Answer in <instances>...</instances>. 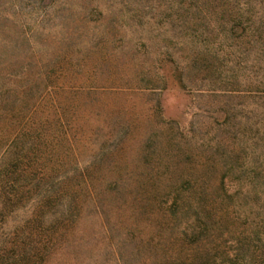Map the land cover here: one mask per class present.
<instances>
[{"label":"rangeland","instance_id":"obj_1","mask_svg":"<svg viewBox=\"0 0 264 264\" xmlns=\"http://www.w3.org/2000/svg\"><path fill=\"white\" fill-rule=\"evenodd\" d=\"M261 51L264 0H0V264H255Z\"/></svg>","mask_w":264,"mask_h":264},{"label":"trees","instance_id":"obj_2","mask_svg":"<svg viewBox=\"0 0 264 264\" xmlns=\"http://www.w3.org/2000/svg\"><path fill=\"white\" fill-rule=\"evenodd\" d=\"M238 30H239V28L237 27L236 29H232L231 32L234 33V34H237V31ZM245 31H246V28H243V31L242 32H245ZM221 45H223V43ZM223 46H227L228 49H230L229 47H231V45H223ZM261 52L264 53V51H261ZM180 83H181V79H180ZM181 85H182V83H181ZM233 91L234 92H237L236 90H233ZM230 93H233V92H230ZM240 93H242V92H240ZM249 93H250V95H254V96L256 95L255 92H249ZM261 93H258V94H261ZM263 94H264V92H263ZM0 190H1V192H0V202L2 201L3 207L4 206L8 207L10 205H13L12 203L18 197V194L12 192V190L9 191L10 189H9V187L7 185H5L3 188H0ZM262 198H264V192L263 193L255 192L254 193L253 199H254L255 206L258 205V203H260V201H261ZM260 208L261 209L264 208V204ZM260 224H262V225H260ZM260 224H257V226L255 227V230L253 231V233H254L253 235H254V238H255L256 243H260L261 244V247H263V251H259L260 249L258 247H254L255 248L254 253L256 255H253V259L252 260H253V262L255 264H264V223L262 222ZM241 247L242 248L243 247L245 248L244 245H242ZM247 248H249V247H247ZM241 251H242V249H241ZM241 251H239V252H241ZM243 253H244V251H243ZM243 253L241 252V253H239L237 255L236 258H237L238 262H239V260H241V259L244 258V257H242L243 256L242 255ZM257 253H260V254H257ZM31 264H34V262H32Z\"/></svg>","mask_w":264,"mask_h":264}]
</instances>
